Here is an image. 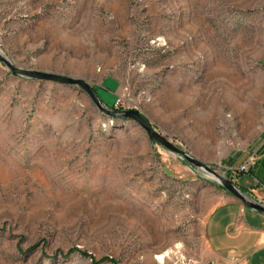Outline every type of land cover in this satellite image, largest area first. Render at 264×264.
<instances>
[{
  "label": "rangeland",
  "instance_id": "374dc122",
  "mask_svg": "<svg viewBox=\"0 0 264 264\" xmlns=\"http://www.w3.org/2000/svg\"><path fill=\"white\" fill-rule=\"evenodd\" d=\"M0 51L264 203V0H0ZM221 190L82 88L0 62V264H214L216 231L239 244Z\"/></svg>",
  "mask_w": 264,
  "mask_h": 264
},
{
  "label": "water",
  "instance_id": "95a60500",
  "mask_svg": "<svg viewBox=\"0 0 264 264\" xmlns=\"http://www.w3.org/2000/svg\"><path fill=\"white\" fill-rule=\"evenodd\" d=\"M0 62L4 64L9 71L17 77H23L26 79L45 81V82H55L67 86H76L79 87L91 98L92 102L97 106L99 112H102L109 118H119L123 120H131L137 123L148 135L149 139L159 143L172 152L173 154L182 158L185 162L189 163L191 166L206 172L210 177H212L218 186H220L224 191L228 192L234 198L239 200L246 208L254 210L258 213L264 215V203L252 199L250 196L246 195L241 187L234 183L230 178H227L220 175L214 167L196 159L189 152L178 148L172 141H170L166 136L159 133L149 119L139 110L128 109V110H111L107 108L101 102L100 98L97 96L94 88L87 81L68 76L63 74L38 71V70H29L21 69L13 64V61L9 60L1 51H0Z\"/></svg>",
  "mask_w": 264,
  "mask_h": 264
},
{
  "label": "crops",
  "instance_id": "0c3cea01",
  "mask_svg": "<svg viewBox=\"0 0 264 264\" xmlns=\"http://www.w3.org/2000/svg\"><path fill=\"white\" fill-rule=\"evenodd\" d=\"M249 194L253 196L254 192L250 191ZM254 196L257 200L261 199ZM218 197L219 201L212 211L217 214L223 212L215 226H222L226 222V228L231 229L235 238L232 239L239 244L237 247L215 246L214 243H220L222 237L221 232L216 231L208 244L211 261L214 264H264V215L246 208L224 190Z\"/></svg>",
  "mask_w": 264,
  "mask_h": 264
},
{
  "label": "trees",
  "instance_id": "16d2710c",
  "mask_svg": "<svg viewBox=\"0 0 264 264\" xmlns=\"http://www.w3.org/2000/svg\"><path fill=\"white\" fill-rule=\"evenodd\" d=\"M95 90V89H94ZM95 92H96V90H95ZM96 94H97V92H96ZM97 96H98V94H97ZM99 97V96H98ZM251 173H253V171L251 170L250 171ZM228 175H229V178H231V180H232V177L230 176V173L228 172ZM219 188H221L220 186H218ZM241 187V186H240ZM242 189V188H241ZM243 190V189H242ZM244 191V190H243ZM77 252H79L81 255H83V256H85V257H87L88 256V253L87 252H85V251H81V250H77Z\"/></svg>",
  "mask_w": 264,
  "mask_h": 264
},
{
  "label": "bare ground",
  "instance_id": "6f19581e",
  "mask_svg": "<svg viewBox=\"0 0 264 264\" xmlns=\"http://www.w3.org/2000/svg\"><path fill=\"white\" fill-rule=\"evenodd\" d=\"M220 38V37H219ZM218 40V39H217ZM215 41V40H214ZM221 41V40H220ZM199 42H200V40H199ZM224 42V41H223ZM228 44V43H227ZM215 45V44H214ZM217 45L219 46V44H218V42H217ZM220 48V47H219ZM230 47H228V50H230L229 49ZM233 48V47H232ZM226 50H227V48H226ZM226 50H225V52H226ZM217 52V51H216ZM224 52V51H223ZM215 53V52H214ZM219 55V54H218ZM222 55V54H221ZM227 55V54H226ZM219 57V56H218ZM222 57V56H221ZM215 58V57H214ZM203 59H205V58H203ZM204 61V60H203ZM219 61H220V59H219ZM205 62V61H204ZM215 62V61H214ZM205 64V63H204ZM212 64V63H211ZM215 64V63H214ZM199 65V64H198ZM208 66V65H207ZM209 67H211V66H209ZM208 68V67H207ZM213 71V70H212ZM219 71V70H218ZM213 73H214V71H213Z\"/></svg>",
  "mask_w": 264,
  "mask_h": 264
},
{
  "label": "flooded vegetation",
  "instance_id": "af4514ba",
  "mask_svg": "<svg viewBox=\"0 0 264 264\" xmlns=\"http://www.w3.org/2000/svg\"><path fill=\"white\" fill-rule=\"evenodd\" d=\"M229 177V176H228ZM231 179V178H230Z\"/></svg>",
  "mask_w": 264,
  "mask_h": 264
}]
</instances>
